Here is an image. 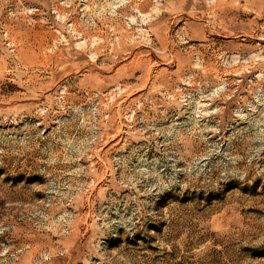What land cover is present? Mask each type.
I'll list each match as a JSON object with an SVG mask.
<instances>
[{"label": "rangeland", "instance_id": "obj_1", "mask_svg": "<svg viewBox=\"0 0 264 264\" xmlns=\"http://www.w3.org/2000/svg\"><path fill=\"white\" fill-rule=\"evenodd\" d=\"M0 264H264V0H0Z\"/></svg>", "mask_w": 264, "mask_h": 264}]
</instances>
